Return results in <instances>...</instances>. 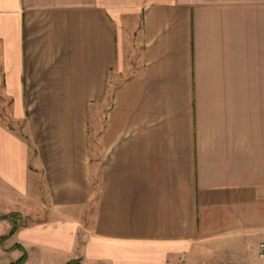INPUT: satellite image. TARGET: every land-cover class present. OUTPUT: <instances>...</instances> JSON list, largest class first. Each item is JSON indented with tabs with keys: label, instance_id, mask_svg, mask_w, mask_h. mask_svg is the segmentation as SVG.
I'll use <instances>...</instances> for the list:
<instances>
[{
	"label": "crops",
	"instance_id": "obj_1",
	"mask_svg": "<svg viewBox=\"0 0 264 264\" xmlns=\"http://www.w3.org/2000/svg\"><path fill=\"white\" fill-rule=\"evenodd\" d=\"M4 104L0 254L264 264V0H0Z\"/></svg>",
	"mask_w": 264,
	"mask_h": 264
},
{
	"label": "rangeland",
	"instance_id": "obj_2",
	"mask_svg": "<svg viewBox=\"0 0 264 264\" xmlns=\"http://www.w3.org/2000/svg\"><path fill=\"white\" fill-rule=\"evenodd\" d=\"M121 46V45H120ZM119 46V47H120ZM119 52H120V57L123 58V50H121L119 48ZM125 59V58H124ZM124 59H122L121 63L124 61ZM120 60V59H119ZM125 77V76H124ZM123 77V78H124ZM114 87H109V94H108V97L106 98V100L104 101V105L102 106L101 108V111H99V116H100V120L98 121V123L96 124V130L95 132L93 131V137H92V141H93V144H92V147H93V153H98V149H99V143L96 139V136L97 134L101 131V125L103 124V121H104V117H105V110L111 105V98H112V95L114 93ZM8 107L6 106V104L3 105V108L1 109L0 111V120L2 122L5 123V125L7 126H10L11 129H13L14 131H17L19 134H22V130L21 128L19 127V124L16 122H14L10 116H9V111H8ZM95 129V128H94ZM99 154V153H98ZM98 172L95 173V175L93 176V179L94 181L96 182V185H98L100 183V179H99V176H98ZM94 208H92L91 211H93ZM44 215V213H40L39 216H29V217H26L24 218V221L23 223L24 224H32L34 221L35 222H38L40 220H42V216ZM23 224V225H24ZM10 238V237H9ZM10 241V240H9ZM8 241V242H9ZM3 244V243H1ZM235 247H236V238L234 241H227L225 240L223 243H221L220 245H218L217 247H213V248H210V252L209 254L211 255V257H209L208 259L212 260L213 259H219L221 257H224L223 260H226L227 262H234V259H236V250H235ZM22 252L19 251V253L15 254V253H2L0 254V264H10L11 261H14L16 260V258L21 254ZM217 257V258H214ZM30 260L29 262H27L26 264H38L40 263V259L39 258H36L35 255H34V252L32 251V254H30ZM198 258V257H196ZM231 261H230V260ZM197 260V259H196ZM182 261H184V259H182ZM101 264V263H99Z\"/></svg>",
	"mask_w": 264,
	"mask_h": 264
},
{
	"label": "trees",
	"instance_id": "obj_3",
	"mask_svg": "<svg viewBox=\"0 0 264 264\" xmlns=\"http://www.w3.org/2000/svg\"><path fill=\"white\" fill-rule=\"evenodd\" d=\"M21 212H8L5 215L0 216L1 219H7L12 223L11 229H8L7 233L1 236L0 243L4 242L8 237H11L15 234L16 230L19 229V227L22 225L24 226L25 224L23 223L24 218L21 216ZM24 224V225H23ZM7 250H19L22 251L19 257L16 258V260L11 261L10 264H26L27 262V251L24 248V246L14 243L11 247H9ZM36 264V263H35ZM66 264H84L80 258H73L69 260ZM99 264V263H98ZM226 264H234V263H227Z\"/></svg>",
	"mask_w": 264,
	"mask_h": 264
},
{
	"label": "built area",
	"instance_id": "obj_4",
	"mask_svg": "<svg viewBox=\"0 0 264 264\" xmlns=\"http://www.w3.org/2000/svg\"><path fill=\"white\" fill-rule=\"evenodd\" d=\"M259 249H260V255L264 256V241L263 243L260 244Z\"/></svg>",
	"mask_w": 264,
	"mask_h": 264
}]
</instances>
